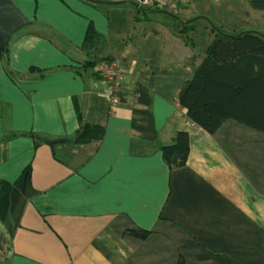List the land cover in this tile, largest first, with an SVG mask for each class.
I'll return each instance as SVG.
<instances>
[{"label":"crops","instance_id":"crops-1","mask_svg":"<svg viewBox=\"0 0 264 264\" xmlns=\"http://www.w3.org/2000/svg\"><path fill=\"white\" fill-rule=\"evenodd\" d=\"M96 1L0 0L9 67L47 69L18 82L0 60V264H264V132L187 125L177 97L195 44L149 21L163 11L141 19L138 0ZM207 5L173 13L205 18ZM89 24L104 45L83 46ZM104 57L123 69L116 103ZM81 123L104 136L36 147L30 136L72 137ZM179 131L189 154L170 168L160 149Z\"/></svg>","mask_w":264,"mask_h":264},{"label":"trees","instance_id":"trees-1","mask_svg":"<svg viewBox=\"0 0 264 264\" xmlns=\"http://www.w3.org/2000/svg\"><path fill=\"white\" fill-rule=\"evenodd\" d=\"M88 1L97 3L96 0ZM251 1L255 9H264V0ZM182 6L185 5L180 7ZM149 9L147 10L165 11L175 16L173 12L159 5H153ZM138 11L140 12L139 9ZM194 20L196 18L177 24V28L181 27L179 34L185 33ZM214 29V36L204 49L201 58L198 59L196 55L187 58V62L192 67V74L181 87L177 102L184 116L208 133L215 132L227 119L236 120L264 132V34L257 31L229 34L221 29ZM183 40L185 44L193 45L192 41H188V37H183ZM104 42L105 38L94 29L92 24H89L83 46L93 44L94 48H98L104 45ZM109 59L111 58H103V60ZM0 60L3 61L9 76L18 82L41 78L47 72V69L36 67H30L25 73L13 71L8 63L9 44L2 39H0ZM97 61H99L97 58H93L84 63V66L95 65ZM104 134L105 127L101 124L81 123L72 137L48 139L34 133H30V136L34 139L36 147L40 143L49 146L62 142L87 143L102 139ZM160 150L163 160L170 168L182 166L189 154L188 132L179 131L173 144L161 146ZM148 232L142 229L126 230L127 234L137 238H144ZM177 264H184L182 256L179 257Z\"/></svg>","mask_w":264,"mask_h":264},{"label":"rangeland","instance_id":"rangeland-1","mask_svg":"<svg viewBox=\"0 0 264 264\" xmlns=\"http://www.w3.org/2000/svg\"><path fill=\"white\" fill-rule=\"evenodd\" d=\"M207 1V7L209 8L207 13L210 14H207L205 18H197L192 21V23H190L191 26L187 28L185 33L180 31V36L182 38L188 37V41H192L193 44H195V52L197 54L203 55L204 49L208 45V41L214 36V28L221 29L229 34H236L242 31H257L264 34V9H255L252 6L251 0ZM186 5L188 6L189 3ZM229 6H232V8L230 9ZM153 16L154 17L149 21H158L163 23V25L175 24L176 26H174L173 29L175 30L176 27V32L179 34L178 31L181 27L177 28V24L179 23L174 19L176 16H170L165 13H158ZM209 19L212 22H210Z\"/></svg>","mask_w":264,"mask_h":264},{"label":"built area","instance_id":"built-area-1","mask_svg":"<svg viewBox=\"0 0 264 264\" xmlns=\"http://www.w3.org/2000/svg\"><path fill=\"white\" fill-rule=\"evenodd\" d=\"M194 0H138L139 7L150 8L153 5H159L161 8L174 12L181 5H186ZM141 9V8H140ZM140 18H144L146 12L140 10ZM123 74V69L120 65L119 59L104 60L101 64V75L109 82L110 89L113 92L111 97L112 102L116 103L119 101L117 93L121 89V76ZM187 119V118H186ZM187 125H194L191 121L187 119Z\"/></svg>","mask_w":264,"mask_h":264},{"label":"water","instance_id":"water-1","mask_svg":"<svg viewBox=\"0 0 264 264\" xmlns=\"http://www.w3.org/2000/svg\"><path fill=\"white\" fill-rule=\"evenodd\" d=\"M138 7H139V5H137ZM139 8H141L142 10H147V8H142V7H139ZM164 13H166L165 11H163ZM169 14V13H168ZM171 15V14H170ZM173 15V14H172ZM175 18H177L180 22H182V23H185V22H187L188 20H182V19H179L177 16L175 17Z\"/></svg>","mask_w":264,"mask_h":264}]
</instances>
